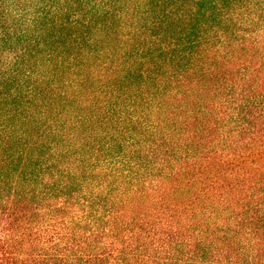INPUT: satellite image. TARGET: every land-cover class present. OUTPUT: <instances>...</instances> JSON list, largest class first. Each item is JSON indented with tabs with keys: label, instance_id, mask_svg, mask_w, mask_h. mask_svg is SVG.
Returning <instances> with one entry per match:
<instances>
[{
	"label": "trees",
	"instance_id": "16d2710c",
	"mask_svg": "<svg viewBox=\"0 0 264 264\" xmlns=\"http://www.w3.org/2000/svg\"><path fill=\"white\" fill-rule=\"evenodd\" d=\"M0 264H264V0H0Z\"/></svg>",
	"mask_w": 264,
	"mask_h": 264
}]
</instances>
